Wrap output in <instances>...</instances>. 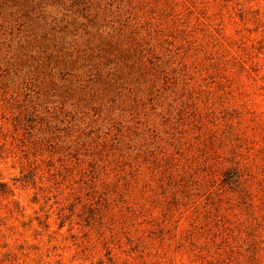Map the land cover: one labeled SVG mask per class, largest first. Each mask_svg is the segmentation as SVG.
Instances as JSON below:
<instances>
[{
  "label": "rangeland",
  "instance_id": "1",
  "mask_svg": "<svg viewBox=\"0 0 264 264\" xmlns=\"http://www.w3.org/2000/svg\"><path fill=\"white\" fill-rule=\"evenodd\" d=\"M0 264H264V0H0Z\"/></svg>",
  "mask_w": 264,
  "mask_h": 264
}]
</instances>
